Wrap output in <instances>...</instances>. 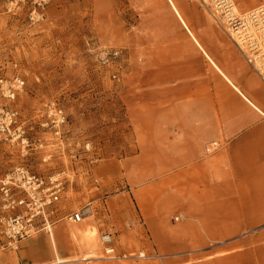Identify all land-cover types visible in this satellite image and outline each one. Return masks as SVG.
I'll return each instance as SVG.
<instances>
[{
	"label": "crops",
	"instance_id": "1",
	"mask_svg": "<svg viewBox=\"0 0 264 264\" xmlns=\"http://www.w3.org/2000/svg\"><path fill=\"white\" fill-rule=\"evenodd\" d=\"M124 1L132 11L117 17L134 18L117 42L131 63L121 101L140 135L122 171L101 165L99 173H126L121 192L133 196L162 257L148 264H264V226L249 233L264 225V82L205 4ZM93 202L83 219L99 230ZM220 210L234 213L217 225L208 212ZM66 223L52 228L71 260L61 264H80L70 238L58 235L79 224ZM38 238L26 240L25 255L42 247L37 258L54 259L47 237Z\"/></svg>",
	"mask_w": 264,
	"mask_h": 264
},
{
	"label": "rangeland",
	"instance_id": "2",
	"mask_svg": "<svg viewBox=\"0 0 264 264\" xmlns=\"http://www.w3.org/2000/svg\"><path fill=\"white\" fill-rule=\"evenodd\" d=\"M6 1L0 0V76L20 73L24 77L25 86L14 105L20 109L27 138L37 146L23 157L15 145L0 139V176L20 165L44 178L60 173L61 210H84V205L95 201L91 222L98 226L97 240L100 234L110 233L120 258L105 257L100 242L98 257L91 258L85 254L88 251L80 237L70 238L78 255L72 253L73 257L80 264L159 261L162 257L148 241L149 230L133 196L121 192L128 187L126 173L104 177L97 168L109 165L122 171V160L136 151L135 144L139 141L140 132L132 126L121 101L120 81L130 72L131 63L117 45L126 38L123 31L131 28L134 18L129 14L117 15L132 10L124 0H50L42 11V19L32 23L25 10L7 12ZM195 1L210 9L208 0ZM234 1L236 4L237 0ZM244 1L239 12L258 3V0ZM105 51L118 54L110 55L108 62L103 63ZM49 102L62 108L66 115V123L58 133L43 124L44 106ZM39 142L42 146H38ZM87 143L89 148L85 149ZM205 149L211 151V146ZM88 213L85 219H89ZM208 213L214 215L217 223L234 212ZM179 217L173 212L167 219L174 222ZM35 236L47 237L40 231L22 240L16 250L7 251L14 254L9 264L53 261L52 257L37 258L43 256L42 247L34 248L33 257L25 255L26 240ZM84 256L89 258L83 261Z\"/></svg>",
	"mask_w": 264,
	"mask_h": 264
},
{
	"label": "built area",
	"instance_id": "3",
	"mask_svg": "<svg viewBox=\"0 0 264 264\" xmlns=\"http://www.w3.org/2000/svg\"><path fill=\"white\" fill-rule=\"evenodd\" d=\"M215 20L222 26L247 64L264 82V3L239 12L234 0H208ZM50 0H7V12L25 10L29 21L38 22L43 9ZM117 51L103 52L101 60L108 62ZM16 67V63L13 65ZM25 86L20 73L10 77L0 76V139L16 146L21 156L34 148L25 134L20 109L14 105L18 94ZM45 123L58 133L66 123L62 108L54 102L44 106ZM42 146V143H38ZM89 144L85 145V149ZM63 185L60 173L47 178L16 166L0 176V253L13 251L19 243L37 232L50 234L55 224L61 221L79 223L85 210L63 213L60 209ZM101 251L105 257H115V247L110 233L99 236ZM143 256V255H142Z\"/></svg>",
	"mask_w": 264,
	"mask_h": 264
},
{
	"label": "bare ground",
	"instance_id": "4",
	"mask_svg": "<svg viewBox=\"0 0 264 264\" xmlns=\"http://www.w3.org/2000/svg\"><path fill=\"white\" fill-rule=\"evenodd\" d=\"M236 9H240L242 7V4L244 0H237L236 1ZM260 3H264V0H261ZM259 3V4H260ZM92 216V210L87 209ZM68 222V221H67ZM79 225H75L73 227H70L68 229H63L61 232H59V236H62L64 239L67 238H77L80 237L81 240L84 243L85 248L87 249V253L91 258H97L98 257V250H99V239L97 240V229L92 226L85 223V220L82 218L81 222L78 223ZM51 229L50 234H47L46 242L48 244L50 243V247L54 253V259L49 264H61L65 262H69L68 258H65L62 255V249H59L57 246V237L55 233ZM39 236H35L32 239L38 240ZM6 254V255H5ZM14 254L12 252H6V253H0V258L4 257L3 260H0V264H9L11 262V259H13ZM142 256V254H141ZM89 257L84 256L82 259H87Z\"/></svg>",
	"mask_w": 264,
	"mask_h": 264
}]
</instances>
